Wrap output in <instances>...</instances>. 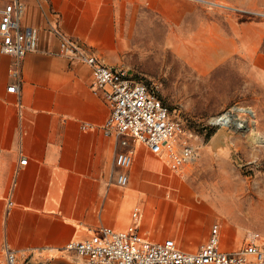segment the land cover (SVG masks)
I'll return each mask as SVG.
<instances>
[{
	"label": "crops",
	"instance_id": "1",
	"mask_svg": "<svg viewBox=\"0 0 264 264\" xmlns=\"http://www.w3.org/2000/svg\"><path fill=\"white\" fill-rule=\"evenodd\" d=\"M132 3L28 0L23 23L38 31V50L24 57L17 75L11 72L13 59L0 53V264H8L6 250L15 252L19 264H83L65 245L90 238L104 226L125 229L134 207L142 216L139 198L153 193L148 184L156 174L174 173L162 155L136 143L128 183L117 184L120 169L114 159L122 147L103 131L110 105L92 86L91 67L58 52L61 33L106 64L116 65L124 51ZM169 3L181 16L151 12L161 17L168 49L172 30L185 26L187 1ZM209 24L212 20L199 13L197 27L203 31ZM262 42L242 51L258 68L264 61ZM242 45L237 44V50ZM13 83H18V91H7ZM87 124L91 126L83 127ZM22 157L27 158L25 165L20 164ZM140 221L139 229L147 238L172 237L186 250L204 243L210 229L196 235L194 227L186 225L151 236V231L141 229Z\"/></svg>",
	"mask_w": 264,
	"mask_h": 264
},
{
	"label": "rangeland",
	"instance_id": "2",
	"mask_svg": "<svg viewBox=\"0 0 264 264\" xmlns=\"http://www.w3.org/2000/svg\"><path fill=\"white\" fill-rule=\"evenodd\" d=\"M133 1L116 65L158 90L196 151L148 184L153 193L139 198L140 227L153 236L192 225L198 235L217 223L221 246L236 250L248 233L264 235V61L258 68L242 52L262 39L264 51V0H183L185 26L172 30L170 49L156 13L179 17V9L170 0ZM199 13L213 22L203 31ZM228 112L231 122L217 124Z\"/></svg>",
	"mask_w": 264,
	"mask_h": 264
},
{
	"label": "built area",
	"instance_id": "3",
	"mask_svg": "<svg viewBox=\"0 0 264 264\" xmlns=\"http://www.w3.org/2000/svg\"><path fill=\"white\" fill-rule=\"evenodd\" d=\"M27 2L5 0L0 6V53L13 59V75L19 74L24 57L38 50L39 45L36 28L23 23ZM58 34L59 54L89 65L92 86L103 93L110 105L103 131L114 136L122 147L114 159L120 169L117 184L128 183L136 143L162 155L172 170L192 161L196 151L190 135L155 87L134 78L123 67L106 64L75 39ZM18 89V83L7 87L9 92ZM86 126L91 125H83ZM26 163L27 158L22 157L20 164ZM131 217L132 222L125 229L104 226L90 238L69 241L64 248L81 257L83 264H264V235L258 231L248 233L236 250H229L221 246V229L214 223L204 243L186 250L172 237L158 241L147 238L138 226L139 207L133 208ZM6 257L8 264H19L14 251L6 250Z\"/></svg>",
	"mask_w": 264,
	"mask_h": 264
},
{
	"label": "bare ground",
	"instance_id": "4",
	"mask_svg": "<svg viewBox=\"0 0 264 264\" xmlns=\"http://www.w3.org/2000/svg\"><path fill=\"white\" fill-rule=\"evenodd\" d=\"M238 110H239V111L250 112V110H248L247 108H246V109H245V108H239ZM230 120H232V118H231V115L228 114V113H225V114H223L221 117L215 119V121H216L217 123H221V124H223V125H228V124L230 123V122H229Z\"/></svg>",
	"mask_w": 264,
	"mask_h": 264
},
{
	"label": "water",
	"instance_id": "5",
	"mask_svg": "<svg viewBox=\"0 0 264 264\" xmlns=\"http://www.w3.org/2000/svg\"><path fill=\"white\" fill-rule=\"evenodd\" d=\"M28 264H30V263H28Z\"/></svg>",
	"mask_w": 264,
	"mask_h": 264
}]
</instances>
